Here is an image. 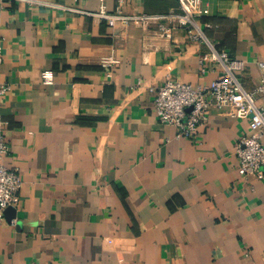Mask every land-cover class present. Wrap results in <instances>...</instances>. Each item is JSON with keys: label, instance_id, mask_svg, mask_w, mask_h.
<instances>
[{"label": "crops", "instance_id": "0c3cea01", "mask_svg": "<svg viewBox=\"0 0 264 264\" xmlns=\"http://www.w3.org/2000/svg\"><path fill=\"white\" fill-rule=\"evenodd\" d=\"M200 7L205 37L245 63L253 91L264 82V0ZM102 8L180 13L177 0H0L4 163L23 179L0 221V264H264V180L241 178L235 156L248 121L211 109L194 138H177L154 113L167 79L222 76L199 63L208 45L181 27L162 34L170 20L111 27L95 17Z\"/></svg>", "mask_w": 264, "mask_h": 264}, {"label": "built area", "instance_id": "2783aa9c", "mask_svg": "<svg viewBox=\"0 0 264 264\" xmlns=\"http://www.w3.org/2000/svg\"><path fill=\"white\" fill-rule=\"evenodd\" d=\"M40 3V0H16ZM126 0H118L122 5ZM179 14L165 16H135L126 17L119 11L113 15L107 14L102 8L95 17L106 20L114 27L120 21L123 24L134 23L146 27L158 20H170L174 25L167 28L160 25V32L169 36L176 27L184 28L192 40H203L209 47L199 63L202 67L209 62L218 64L223 69L222 76L209 86L181 83L171 78L159 87L156 92L154 113L163 125L177 129V138H194L199 128L207 121L211 109L228 110L237 119L247 120L250 133L241 137L235 148L238 159V173L241 178L255 177L264 180V108L257 104V98L264 96V82L253 91H246L240 80L245 71L243 61L234 60L225 51L217 50L205 37L197 23V18L208 14L203 10L201 0H177ZM210 27V25H207ZM3 62L2 45L0 42V66ZM117 61L110 59L108 65ZM264 71V63H259ZM205 70L203 69V72ZM45 85H52L54 76L51 71L41 75ZM11 91V87L0 81V100ZM7 122L0 117V221L5 219L8 208H17L20 203V189L23 179L16 169H9L4 163L9 153V145L2 134Z\"/></svg>", "mask_w": 264, "mask_h": 264}, {"label": "water", "instance_id": "95a60500", "mask_svg": "<svg viewBox=\"0 0 264 264\" xmlns=\"http://www.w3.org/2000/svg\"><path fill=\"white\" fill-rule=\"evenodd\" d=\"M11 210H12V208H8V209L6 210V213H9Z\"/></svg>", "mask_w": 264, "mask_h": 264}]
</instances>
